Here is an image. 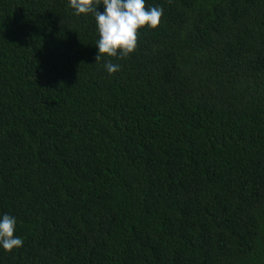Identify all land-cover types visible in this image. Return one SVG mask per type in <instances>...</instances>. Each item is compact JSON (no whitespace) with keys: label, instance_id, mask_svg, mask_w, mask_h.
Wrapping results in <instances>:
<instances>
[{"label":"trees","instance_id":"trees-1","mask_svg":"<svg viewBox=\"0 0 264 264\" xmlns=\"http://www.w3.org/2000/svg\"><path fill=\"white\" fill-rule=\"evenodd\" d=\"M145 6L96 62L92 14L0 0V264H264V0Z\"/></svg>","mask_w":264,"mask_h":264},{"label":"clouds","instance_id":"clouds-1","mask_svg":"<svg viewBox=\"0 0 264 264\" xmlns=\"http://www.w3.org/2000/svg\"><path fill=\"white\" fill-rule=\"evenodd\" d=\"M146 0H68L74 15L92 14L95 19L98 39L96 62L102 57L124 58L137 47L141 28L155 29L161 22L163 9L146 7ZM103 11H99L100 7ZM109 74L120 71L121 65L106 61L103 65ZM16 217L0 214V249L12 252L23 246V239L16 232Z\"/></svg>","mask_w":264,"mask_h":264}]
</instances>
